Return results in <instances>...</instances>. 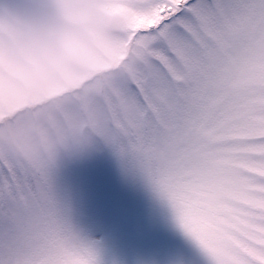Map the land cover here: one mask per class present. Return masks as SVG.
Returning a JSON list of instances; mask_svg holds the SVG:
<instances>
[{
  "label": "snow or ice",
  "instance_id": "obj_1",
  "mask_svg": "<svg viewBox=\"0 0 264 264\" xmlns=\"http://www.w3.org/2000/svg\"><path fill=\"white\" fill-rule=\"evenodd\" d=\"M137 4L143 75L115 153L168 203L203 264H264V0ZM55 170L0 159V264H102Z\"/></svg>",
  "mask_w": 264,
  "mask_h": 264
},
{
  "label": "rangeland",
  "instance_id": "obj_2",
  "mask_svg": "<svg viewBox=\"0 0 264 264\" xmlns=\"http://www.w3.org/2000/svg\"><path fill=\"white\" fill-rule=\"evenodd\" d=\"M137 0H0V159L56 169L102 264H203L168 203L115 153L133 132Z\"/></svg>",
  "mask_w": 264,
  "mask_h": 264
}]
</instances>
